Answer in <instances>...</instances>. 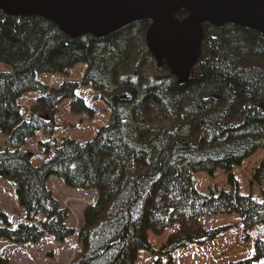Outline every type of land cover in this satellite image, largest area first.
I'll list each match as a JSON object with an SVG mask.
<instances>
[{"label":"trees","instance_id":"1","mask_svg":"<svg viewBox=\"0 0 264 264\" xmlns=\"http://www.w3.org/2000/svg\"><path fill=\"white\" fill-rule=\"evenodd\" d=\"M149 25L138 22L103 39L71 40L41 18L0 11V63L13 65L0 73V132L11 148L0 153V178L15 185L26 219L13 229L3 218L0 239L34 244L50 235L63 243L75 235L67 210L47 187L50 177L69 189L97 192L83 211L76 233L82 251L71 264H136L139 252L155 253L149 233L160 237L176 227L156 264L163 257L171 261L176 251L221 235L225 228L202 225L215 217L238 216L246 234L257 226L264 229V190L261 201L243 195L233 175L234 168L264 150L259 108L264 104V36L232 25L205 26L201 58L180 86L150 55ZM79 64L87 66L81 86L102 94L111 111L109 124L86 146L69 140L44 144L46 153L54 149V154L34 167L32 156L20 148L40 131L54 134L63 101L72 100L73 115L93 118L94 111L75 95L78 84L66 82L48 93L37 80L38 75H65ZM35 92L44 96L24 120L19 101ZM217 171L226 174L230 190L210 187L200 193L193 175L213 177ZM251 183L264 188V160ZM254 251V258L235 264H258L264 239L255 242Z\"/></svg>","mask_w":264,"mask_h":264},{"label":"rangeland","instance_id":"2","mask_svg":"<svg viewBox=\"0 0 264 264\" xmlns=\"http://www.w3.org/2000/svg\"><path fill=\"white\" fill-rule=\"evenodd\" d=\"M13 69L10 63H0V73L9 72ZM87 66L78 65L65 75H38L37 79L47 87L48 92L58 90L64 83L73 82L79 85L76 96L94 110L93 118L87 115L75 116L70 110L71 99L63 101L59 106V112L55 115L53 135L38 132L35 137L29 140L22 149L32 155L34 167L43 166L54 154V149L45 151L44 144L55 143L60 146L64 141H74L81 146L93 140L98 130L109 124L110 111L105 103L99 98L100 93L92 86H81ZM40 97L38 93H30L24 96L19 104L23 110V118L29 119L30 109L35 107L36 100ZM259 108L264 111V104ZM7 138L0 132V153L8 148ZM264 160V150L258 151L253 157L245 160L238 168H234L233 175L238 181L240 192L243 195H252L258 201L262 200V189L251 183L254 170ZM194 186L202 194H206L209 188L228 191L227 176L222 171H217L213 177L207 174L193 175ZM47 187L53 192L55 198L60 202L61 207L68 212L67 225L75 232L82 226L83 211L93 204L97 199L95 190L81 191L69 189L62 182L50 177ZM14 186L0 180V226H4L3 218L10 222L12 228H16L20 222H24V212L17 204L14 196ZM42 220V217H39ZM206 230L225 228L215 240L202 246L188 245L176 251L171 258H161V264H235L246 259L254 258L255 242L264 239V230L261 227L255 228L248 234L243 232L241 219L238 216L216 217L205 219L202 223ZM176 229H167L160 237L148 234V241L154 249V254L139 252L136 264H156L159 259L158 251L168 240ZM249 236V239L246 236ZM81 246L76 236L70 237L63 243L57 242L50 236L44 237L37 244H12L0 239V264H71L81 254ZM264 264V259L259 261Z\"/></svg>","mask_w":264,"mask_h":264},{"label":"water","instance_id":"3","mask_svg":"<svg viewBox=\"0 0 264 264\" xmlns=\"http://www.w3.org/2000/svg\"><path fill=\"white\" fill-rule=\"evenodd\" d=\"M0 11L41 18L71 40L87 35L103 39L148 22V51L158 70L165 65L180 86L188 83L201 58L205 26L232 25L264 36V0H0ZM181 13L186 17L179 18Z\"/></svg>","mask_w":264,"mask_h":264}]
</instances>
